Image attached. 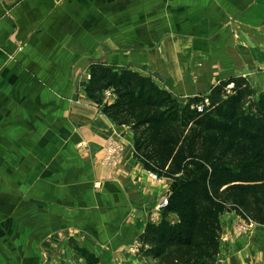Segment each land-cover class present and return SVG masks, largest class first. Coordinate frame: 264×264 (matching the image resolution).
Segmentation results:
<instances>
[{"label": "crops", "instance_id": "crops-1", "mask_svg": "<svg viewBox=\"0 0 264 264\" xmlns=\"http://www.w3.org/2000/svg\"><path fill=\"white\" fill-rule=\"evenodd\" d=\"M94 63L175 97L244 76L259 97L264 0H0V264H88L79 248L97 264H159L140 235L173 181L152 178L133 130L103 113L112 93L88 96ZM221 223L214 264H264V224Z\"/></svg>", "mask_w": 264, "mask_h": 264}, {"label": "trees", "instance_id": "trees-1", "mask_svg": "<svg viewBox=\"0 0 264 264\" xmlns=\"http://www.w3.org/2000/svg\"><path fill=\"white\" fill-rule=\"evenodd\" d=\"M89 74L88 96L102 103L103 93H112L103 113L133 130L144 168L173 181L161 219L140 235L143 256L159 264H214L225 212L264 224V95L256 97L246 77L221 80L181 104L131 68L94 63ZM79 250L88 264L98 263Z\"/></svg>", "mask_w": 264, "mask_h": 264}, {"label": "built area", "instance_id": "built-area-1", "mask_svg": "<svg viewBox=\"0 0 264 264\" xmlns=\"http://www.w3.org/2000/svg\"><path fill=\"white\" fill-rule=\"evenodd\" d=\"M200 110H202V106L199 107ZM123 151V147L121 145H117L114 143H111L107 147V159L106 161L108 163H113L115 164L119 155ZM150 175L154 179H159L158 175L156 173L150 172ZM168 204V196L164 197L156 206L155 210L157 212H161V210ZM156 219V216L155 218Z\"/></svg>", "mask_w": 264, "mask_h": 264}, {"label": "rangeland", "instance_id": "rangeland-1", "mask_svg": "<svg viewBox=\"0 0 264 264\" xmlns=\"http://www.w3.org/2000/svg\"><path fill=\"white\" fill-rule=\"evenodd\" d=\"M171 92V91H170ZM172 93V92H171ZM173 94V93H172ZM186 96V92H184V91H181V92H178L177 94H176V97H177V99H178V101L181 103V104H184L187 100H188V97H185ZM190 98V97H189ZM170 186V185H169ZM171 187H172V185H171ZM172 189V188H171ZM166 196V193L164 194V196L162 197V198H164ZM161 198V199H162ZM161 201V200H160ZM159 201V202H160ZM159 202H157L155 205L157 206V204L159 203ZM156 211V210H155ZM157 212V211H156ZM156 212H155V214L153 215V218H155V216H156ZM158 213V212H157ZM161 213V212H160Z\"/></svg>", "mask_w": 264, "mask_h": 264}]
</instances>
